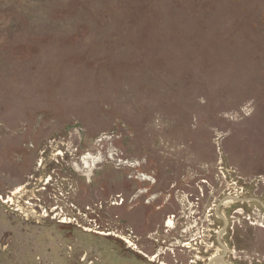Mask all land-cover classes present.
I'll return each mask as SVG.
<instances>
[{"label":"rangeland","instance_id":"obj_1","mask_svg":"<svg viewBox=\"0 0 264 264\" xmlns=\"http://www.w3.org/2000/svg\"><path fill=\"white\" fill-rule=\"evenodd\" d=\"M215 256L264 264V0H0V264Z\"/></svg>","mask_w":264,"mask_h":264},{"label":"bare ground","instance_id":"obj_2","mask_svg":"<svg viewBox=\"0 0 264 264\" xmlns=\"http://www.w3.org/2000/svg\"><path fill=\"white\" fill-rule=\"evenodd\" d=\"M231 201H233V197H228L222 203L227 206L228 204L231 203ZM222 259H223V256H215L211 259L212 260L211 264H223Z\"/></svg>","mask_w":264,"mask_h":264},{"label":"water","instance_id":"obj_3","mask_svg":"<svg viewBox=\"0 0 264 264\" xmlns=\"http://www.w3.org/2000/svg\"><path fill=\"white\" fill-rule=\"evenodd\" d=\"M211 259H212V258H211ZM211 259H210V262H209L208 264H211V261H212Z\"/></svg>","mask_w":264,"mask_h":264}]
</instances>
